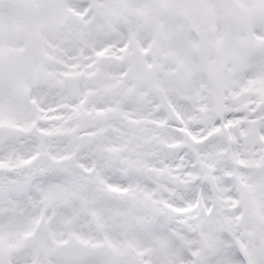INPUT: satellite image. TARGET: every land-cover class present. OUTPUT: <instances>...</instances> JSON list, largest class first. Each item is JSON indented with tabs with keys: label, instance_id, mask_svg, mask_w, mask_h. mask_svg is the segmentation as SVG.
I'll use <instances>...</instances> for the list:
<instances>
[{
	"label": "snow or ice",
	"instance_id": "snow-or-ice-1",
	"mask_svg": "<svg viewBox=\"0 0 264 264\" xmlns=\"http://www.w3.org/2000/svg\"><path fill=\"white\" fill-rule=\"evenodd\" d=\"M0 264H264V0H0Z\"/></svg>",
	"mask_w": 264,
	"mask_h": 264
}]
</instances>
